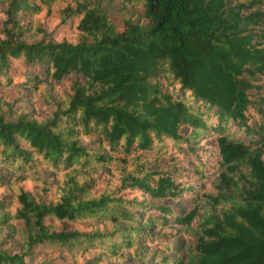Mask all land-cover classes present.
<instances>
[{
	"label": "trees",
	"instance_id": "1",
	"mask_svg": "<svg viewBox=\"0 0 264 264\" xmlns=\"http://www.w3.org/2000/svg\"><path fill=\"white\" fill-rule=\"evenodd\" d=\"M264 264V0H0V264Z\"/></svg>",
	"mask_w": 264,
	"mask_h": 264
},
{
	"label": "rangeland",
	"instance_id": "2",
	"mask_svg": "<svg viewBox=\"0 0 264 264\" xmlns=\"http://www.w3.org/2000/svg\"><path fill=\"white\" fill-rule=\"evenodd\" d=\"M131 264H154V256L151 252H148L147 254L144 253V256L141 259L132 260Z\"/></svg>",
	"mask_w": 264,
	"mask_h": 264
}]
</instances>
